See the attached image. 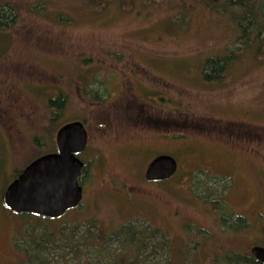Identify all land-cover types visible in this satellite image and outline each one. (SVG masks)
<instances>
[{
    "label": "rangeland",
    "instance_id": "1",
    "mask_svg": "<svg viewBox=\"0 0 264 264\" xmlns=\"http://www.w3.org/2000/svg\"><path fill=\"white\" fill-rule=\"evenodd\" d=\"M6 1L17 16L0 38V264H120L123 246L133 264H227V250L264 246V45L237 43L201 0ZM216 57L223 74L206 79ZM73 119L89 135L81 205L57 218L9 209L14 173ZM159 154L177 170L146 180Z\"/></svg>",
    "mask_w": 264,
    "mask_h": 264
},
{
    "label": "water",
    "instance_id": "2",
    "mask_svg": "<svg viewBox=\"0 0 264 264\" xmlns=\"http://www.w3.org/2000/svg\"><path fill=\"white\" fill-rule=\"evenodd\" d=\"M76 126L65 139V130ZM63 126L56 135L57 151L28 164L6 187L4 202L14 212H28L47 218L62 216L79 205L82 187L78 183L83 163L75 156L84 149L87 132L77 122ZM177 170L176 159L168 154L153 158L144 171L146 180H165ZM249 253L264 264V246L254 244Z\"/></svg>",
    "mask_w": 264,
    "mask_h": 264
},
{
    "label": "trees",
    "instance_id": "3",
    "mask_svg": "<svg viewBox=\"0 0 264 264\" xmlns=\"http://www.w3.org/2000/svg\"><path fill=\"white\" fill-rule=\"evenodd\" d=\"M89 1L91 0H87L85 1V3L88 5ZM201 1L207 6H209L212 11L213 10L219 11L224 15L228 16L229 20L235 25V27H238L237 28L238 33L236 37L237 43H241L245 47H250V46L252 47V44H255L256 48H259L260 46L264 45V36L263 37L261 36L262 34H264V0H201ZM16 16H17L16 9L11 2L6 1L0 3V38L6 37L5 35H7L8 29L11 28L13 23H15ZM2 50L0 48V51ZM232 57L233 54L231 55V58ZM226 61L227 59H225L224 57L209 58L208 60H206L203 69L204 77L206 79H209L210 77L215 78L220 76L225 68L224 64L226 63ZM97 92L98 91H96L95 89L89 90V93H93L96 96H97ZM94 98L100 99V96ZM63 101L64 99L61 95L57 96L54 99H49L48 106L54 108V110L51 113L52 118H55L56 116L59 115L58 114L59 109L63 106ZM58 118H56V120ZM56 123L57 122L54 121V124ZM241 219H242L241 216H237L234 226L237 225L235 226L236 228L239 227L245 228L246 226L248 227V223L245 221H243L245 223H241L242 222ZM226 220L227 218H222V223L225 224ZM125 229L126 227L123 226L118 230V231H122L121 236L122 235L126 236L125 233L128 234L129 232L128 229L127 230ZM102 234L100 233V236ZM44 235L50 239L52 238L51 236L53 237L55 236L54 231H51L47 234L44 233ZM262 235L264 239V228L262 230ZM121 248L122 249H120V251L126 249V252L122 251V255L123 254L125 255L120 257L119 259L120 264H133L132 261L130 262V260H128L132 246H128L127 248L126 246H123ZM223 260L226 261L227 264H263L262 262L257 261L253 256H251L249 252L242 250L236 251L233 249L226 251V255L223 258ZM28 261L29 259L27 258L26 263ZM136 261L137 260H135V262ZM214 261L215 259L213 258V263Z\"/></svg>",
    "mask_w": 264,
    "mask_h": 264
},
{
    "label": "flooded vegetation",
    "instance_id": "4",
    "mask_svg": "<svg viewBox=\"0 0 264 264\" xmlns=\"http://www.w3.org/2000/svg\"><path fill=\"white\" fill-rule=\"evenodd\" d=\"M224 71V70H223ZM222 74H223V72L221 73V76H222ZM81 82V84H82V81H80ZM125 87V86H124ZM156 92V91H155ZM155 92H153V94L155 93ZM157 93V92H156ZM156 97V96H155ZM163 98V96L161 97L160 96V99H162ZM52 99H54V98H52ZM66 101V100H65ZM65 104V103H64ZM56 118H57V116L55 117V118H52V119H55L56 120ZM77 122H79V123H81V124H83V126H84V128H85V125H84V122L82 121V120H77V119H73V120H69V121H66V122H64L60 127H59V129L57 130V132H56V135H57V133H58V131L63 127V126H65V125H67V124H71V125H73L74 123H77ZM144 123L146 124V125H150V124H154L155 126H156V124L158 123L157 122V120L155 119H151V118H146V119H144ZM166 123V122H165ZM165 123H163V120H162V118H160V120H159V124L161 125V124H165ZM158 126V125H157ZM156 126V127H157ZM74 129H76V126H72L69 130H65V139L67 140V139H69V137L70 136H72L73 135V131H74ZM86 130V129H85ZM87 132V131H86ZM141 134H143V132L142 131H139ZM56 135H55V141H54V147L50 150V151H47V152H42V153H40V154H38V155H36L34 158H32V159H30V161L26 164V165H24V167L21 169V170H18L17 172H15L14 173V175H13V179L14 178H16L18 175H19V173L28 165V164H30L33 160H35L36 158H38V157H40V156H42V155H44V154H47V153H51V152H56L57 151V143H56ZM152 135V134H151ZM150 135V136H151ZM155 136H158V134H155ZM160 136V135H159ZM88 141H89V135H88V133H87V142H86V145H85V147H84V149L83 150H81V151H79V152H76L75 153V156L83 163V166H82V169H81V175L79 176V178H78V183L80 184V186L82 187V198H83V188H84V181L86 180V171H87V168H88V163H89V161L91 160L90 158H86V157H84L83 155L86 153V149H87V146H88ZM160 155V154H159ZM158 156V155H157ZM155 158V157H154ZM148 165V164H147ZM143 178H144V172H143ZM12 179V180H13ZM82 198H81V201H82ZM3 200H4V195H3ZM81 201H80V203H79V205H81Z\"/></svg>",
    "mask_w": 264,
    "mask_h": 264
}]
</instances>
